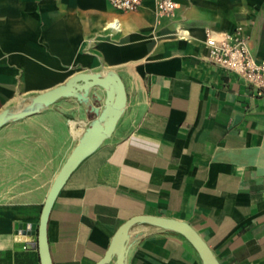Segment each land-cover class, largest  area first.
<instances>
[{
  "label": "crops",
  "instance_id": "obj_1",
  "mask_svg": "<svg viewBox=\"0 0 264 264\" xmlns=\"http://www.w3.org/2000/svg\"><path fill=\"white\" fill-rule=\"evenodd\" d=\"M174 1L162 14L157 0L135 11L109 0H0V112L79 70L116 72L126 87L115 131L54 203L53 264H97L138 214L190 223L221 264H264V92L209 62L206 44L207 29L241 26L263 59L264 0ZM95 117L65 96L0 127V264H42L37 235L17 233L16 223L39 224L56 175ZM124 264L203 260L182 234L137 223Z\"/></svg>",
  "mask_w": 264,
  "mask_h": 264
},
{
  "label": "water",
  "instance_id": "obj_2",
  "mask_svg": "<svg viewBox=\"0 0 264 264\" xmlns=\"http://www.w3.org/2000/svg\"><path fill=\"white\" fill-rule=\"evenodd\" d=\"M99 87L105 91V98L98 92ZM92 88L95 89L94 92H91ZM65 96H75L84 102L96 117L56 175L45 199L39 224L16 223L17 233L37 235L42 264H53L48 240V222L54 203L78 165L115 131L126 106V87L121 76L116 72L79 70L63 83L32 96L22 108H5L0 112V127H2L10 121L36 114ZM102 101L103 104H98ZM137 223H150L174 230L191 242L199 252L203 264H221L206 240L190 223L156 214H138L125 221L115 233L106 254L97 264H106L112 261L114 256L117 257L115 264L125 263L130 230Z\"/></svg>",
  "mask_w": 264,
  "mask_h": 264
},
{
  "label": "built area",
  "instance_id": "obj_3",
  "mask_svg": "<svg viewBox=\"0 0 264 264\" xmlns=\"http://www.w3.org/2000/svg\"><path fill=\"white\" fill-rule=\"evenodd\" d=\"M111 5L122 11L138 10L144 0H109ZM159 12L168 14L175 10L174 0H157ZM113 28H118V20L110 22ZM206 44L209 48L208 61L226 71L233 72L250 85L264 92V58H257L249 44V36L243 27L234 30L206 31Z\"/></svg>",
  "mask_w": 264,
  "mask_h": 264
},
{
  "label": "bare ground",
  "instance_id": "obj_4",
  "mask_svg": "<svg viewBox=\"0 0 264 264\" xmlns=\"http://www.w3.org/2000/svg\"><path fill=\"white\" fill-rule=\"evenodd\" d=\"M111 24V23H110Z\"/></svg>",
  "mask_w": 264,
  "mask_h": 264
}]
</instances>
